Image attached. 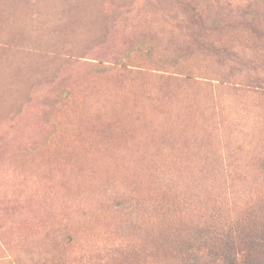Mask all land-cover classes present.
Masks as SVG:
<instances>
[{
  "label": "rangeland",
  "instance_id": "1",
  "mask_svg": "<svg viewBox=\"0 0 264 264\" xmlns=\"http://www.w3.org/2000/svg\"><path fill=\"white\" fill-rule=\"evenodd\" d=\"M261 28L264 0H0V264H166L171 220L263 216Z\"/></svg>",
  "mask_w": 264,
  "mask_h": 264
},
{
  "label": "trees",
  "instance_id": "2",
  "mask_svg": "<svg viewBox=\"0 0 264 264\" xmlns=\"http://www.w3.org/2000/svg\"><path fill=\"white\" fill-rule=\"evenodd\" d=\"M241 16L244 18L243 15ZM244 16H249L250 25L255 22L252 14L246 13ZM263 31L264 29L261 28L256 32L264 37ZM261 206L264 208V202ZM243 215L227 219H217L210 215L209 219L204 221L194 220L190 223H182L181 226L179 220L178 222L171 220L168 230L165 229L163 233L165 236L157 235L155 238V244L164 254L163 262L166 264H264V215L258 219L243 218ZM245 220L250 222L245 223ZM152 245L150 247L146 243L149 252L154 251Z\"/></svg>",
  "mask_w": 264,
  "mask_h": 264
}]
</instances>
